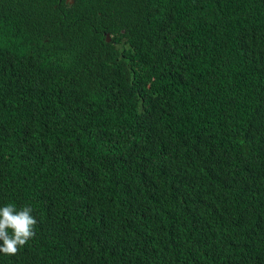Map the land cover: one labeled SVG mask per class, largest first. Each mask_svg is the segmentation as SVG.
<instances>
[{"label":"trees","instance_id":"1","mask_svg":"<svg viewBox=\"0 0 264 264\" xmlns=\"http://www.w3.org/2000/svg\"><path fill=\"white\" fill-rule=\"evenodd\" d=\"M7 204L0 264H264V0H0Z\"/></svg>","mask_w":264,"mask_h":264},{"label":"clouds","instance_id":"2","mask_svg":"<svg viewBox=\"0 0 264 264\" xmlns=\"http://www.w3.org/2000/svg\"><path fill=\"white\" fill-rule=\"evenodd\" d=\"M32 211L30 206L20 210L12 204L0 207V253L15 255L34 237L37 220L31 214Z\"/></svg>","mask_w":264,"mask_h":264},{"label":"bare ground","instance_id":"3","mask_svg":"<svg viewBox=\"0 0 264 264\" xmlns=\"http://www.w3.org/2000/svg\"><path fill=\"white\" fill-rule=\"evenodd\" d=\"M110 40V39H109Z\"/></svg>","mask_w":264,"mask_h":264}]
</instances>
